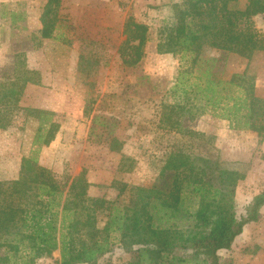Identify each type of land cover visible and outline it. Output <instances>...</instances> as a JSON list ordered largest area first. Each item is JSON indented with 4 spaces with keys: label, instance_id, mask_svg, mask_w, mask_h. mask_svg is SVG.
Masks as SVG:
<instances>
[{
    "label": "rangeland",
    "instance_id": "374dc122",
    "mask_svg": "<svg viewBox=\"0 0 264 264\" xmlns=\"http://www.w3.org/2000/svg\"><path fill=\"white\" fill-rule=\"evenodd\" d=\"M185 1L63 0L54 37L43 39L40 18L46 0H0V71L18 63L21 56L40 80L26 87L12 126L0 130V180L18 179L22 158L33 149L38 123L26 121L27 109L45 110L56 113L61 129L51 145L42 148L39 162L60 185L71 184L85 171L91 184L89 199L128 206L130 189L151 188L174 147L182 144L194 155L218 160L223 169L244 176L226 200L242 218L264 189V136L232 129L228 120L203 114L201 101L194 96L187 106L199 116L188 124L202 136L170 131L164 121L176 99L186 102L181 93L175 97L173 88L181 68L190 65L177 54L159 53L158 44L165 29L177 23L178 7ZM248 2L240 0L238 7L245 9ZM13 15L21 18L18 29L11 28ZM130 16L150 28V40L136 67L126 66L120 54ZM253 23L264 35V15ZM202 57L217 60L211 68L223 81L244 72L254 76L256 95L264 99V52L249 61L206 47ZM201 69L207 64L191 68L194 75ZM114 139L122 145L119 151L110 148ZM115 182L128 186L125 193L120 194L121 185L113 186ZM97 215L103 228L108 213ZM232 246L221 251L222 264H264V208L259 221L247 225ZM136 258V252L126 253L115 240L112 252L98 264H127ZM60 259L56 251L36 264H58ZM22 261L20 255L12 258V264Z\"/></svg>",
    "mask_w": 264,
    "mask_h": 264
},
{
    "label": "trees",
    "instance_id": "16d2710c",
    "mask_svg": "<svg viewBox=\"0 0 264 264\" xmlns=\"http://www.w3.org/2000/svg\"><path fill=\"white\" fill-rule=\"evenodd\" d=\"M62 2L46 0L40 18L43 39L54 37ZM239 2L186 0L178 7L177 23L165 29L158 52L177 54L190 65L181 68L173 88L175 97L181 93L186 102L176 99L170 105L171 114L164 115L170 131L202 136L189 129L188 123L199 116V111L187 106L194 96L201 101L203 114L228 120L232 129L264 136V99L256 95L255 77L244 72L223 81L211 68L217 60L202 57L206 47L249 61L264 52V35L253 23L255 17L264 15V0H249L245 9L238 7ZM19 20L12 16V29L20 28ZM149 31L148 25L134 17L127 19L126 39L120 48L126 66L141 63ZM18 58V63L0 71V130L12 126L26 87L40 82L38 72ZM201 63L207 69L194 75L191 68ZM184 110H188L186 117ZM26 116V121L38 123L33 149L22 158L18 179L0 180V264H12V258L19 255L21 264H36L40 258H52L56 251L61 254L58 264H98L112 252L115 240L126 253L136 252L137 258L127 264H222L220 252L230 251L245 227L261 217L264 189L238 218L226 200L244 176L223 169L218 160L194 155L182 144L174 147L151 188L130 189L128 206L89 199L91 184L85 171L71 184L60 185L52 171L40 165L42 148L50 146L61 129L56 113L27 109ZM110 146L119 151L122 145L114 139ZM117 185H121L120 194L128 188L113 184ZM99 211L108 213L103 228L98 226Z\"/></svg>",
    "mask_w": 264,
    "mask_h": 264
},
{
    "label": "crops",
    "instance_id": "0c3cea01",
    "mask_svg": "<svg viewBox=\"0 0 264 264\" xmlns=\"http://www.w3.org/2000/svg\"><path fill=\"white\" fill-rule=\"evenodd\" d=\"M220 254H221V252H220Z\"/></svg>",
    "mask_w": 264,
    "mask_h": 264
}]
</instances>
